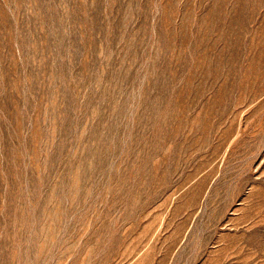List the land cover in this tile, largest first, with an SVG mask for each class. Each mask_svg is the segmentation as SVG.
I'll list each match as a JSON object with an SVG mask.
<instances>
[{"label": "rangeland", "instance_id": "obj_1", "mask_svg": "<svg viewBox=\"0 0 264 264\" xmlns=\"http://www.w3.org/2000/svg\"><path fill=\"white\" fill-rule=\"evenodd\" d=\"M0 264H264V0H0Z\"/></svg>", "mask_w": 264, "mask_h": 264}]
</instances>
